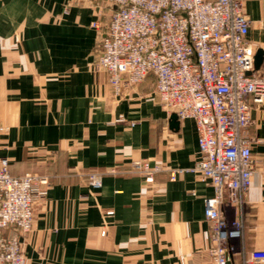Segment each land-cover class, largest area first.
I'll list each match as a JSON object with an SVG mask.
<instances>
[{
	"label": "crops",
	"instance_id": "1",
	"mask_svg": "<svg viewBox=\"0 0 264 264\" xmlns=\"http://www.w3.org/2000/svg\"><path fill=\"white\" fill-rule=\"evenodd\" d=\"M241 1L248 42L264 50V0ZM111 10L105 0H0V158L14 175L48 179L26 264H210L205 199L215 189L190 171L171 177L198 158L196 123L171 128L153 76L124 98L113 95L107 74L95 70ZM252 118L245 135L258 140L257 164L230 264L264 252V106L254 104ZM141 159L162 168L153 185L109 172ZM91 173L100 188L89 184Z\"/></svg>",
	"mask_w": 264,
	"mask_h": 264
},
{
	"label": "built area",
	"instance_id": "2",
	"mask_svg": "<svg viewBox=\"0 0 264 264\" xmlns=\"http://www.w3.org/2000/svg\"><path fill=\"white\" fill-rule=\"evenodd\" d=\"M105 1L112 10L95 70L107 74L116 98L153 76L162 107L181 121H195L198 158L192 168L172 171L171 177L190 171L213 185L215 195L205 199L210 264H230L244 237L247 195L257 164L253 145L258 140L245 131L254 124L253 105L264 106V62L255 69L256 50L248 42L252 23L243 2ZM92 27L102 29L99 21ZM161 170L141 159L130 170L109 172L138 174L153 185ZM88 177L91 186H102L99 174ZM47 193V177L35 172L14 175L9 159L0 158V264H26L35 207ZM10 229L19 237L9 235ZM252 262H264V252H252L241 264Z\"/></svg>",
	"mask_w": 264,
	"mask_h": 264
},
{
	"label": "water",
	"instance_id": "3",
	"mask_svg": "<svg viewBox=\"0 0 264 264\" xmlns=\"http://www.w3.org/2000/svg\"><path fill=\"white\" fill-rule=\"evenodd\" d=\"M113 9L117 10L118 5H114ZM106 36H107L106 34L103 35L102 39H105ZM263 62H264V50L258 49L255 54V69L259 70L262 67ZM170 125L172 129H176V130L179 129L180 122L178 115L176 113L171 114Z\"/></svg>",
	"mask_w": 264,
	"mask_h": 264
}]
</instances>
